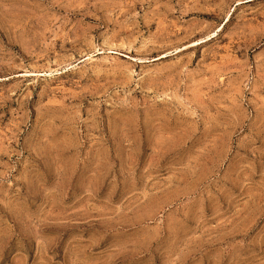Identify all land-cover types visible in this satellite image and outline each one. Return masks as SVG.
Returning <instances> with one entry per match:
<instances>
[{
	"label": "rangeland",
	"instance_id": "374dc122",
	"mask_svg": "<svg viewBox=\"0 0 264 264\" xmlns=\"http://www.w3.org/2000/svg\"><path fill=\"white\" fill-rule=\"evenodd\" d=\"M0 264H264V0H0Z\"/></svg>",
	"mask_w": 264,
	"mask_h": 264
}]
</instances>
